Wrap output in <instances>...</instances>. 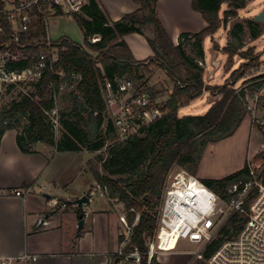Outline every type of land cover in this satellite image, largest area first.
<instances>
[{
    "label": "trees",
    "instance_id": "obj_1",
    "mask_svg": "<svg viewBox=\"0 0 264 264\" xmlns=\"http://www.w3.org/2000/svg\"><path fill=\"white\" fill-rule=\"evenodd\" d=\"M135 1L139 8L117 21L108 18L97 0H89L81 14L73 15L83 32L84 44L76 43L68 36L55 40L59 47V60L54 69L33 84V90L0 107V142L9 129L17 130V143L24 153L35 152L38 142L59 152H79L99 151L107 141H113L107 147L106 157L99 155L102 169L93 170V175L109 198L124 203L131 234L123 252L138 251L140 264H148V241L157 228L158 208L168 172L177 165L196 175L204 146L201 137L205 136L208 141L224 139L243 120L247 92H237L235 84L247 70H259V59L264 55V49L258 53L253 47L244 51L246 28L255 40L263 35L264 25L251 18L246 23L233 25L229 31L230 39L222 51L228 54L230 61L240 55L245 63L232 72L231 81L213 87L215 100L204 114L180 115V108L201 96L204 87H207L204 67L187 53L186 46H195L199 56L204 58L205 37L226 26L231 17L246 7L248 0H192L193 8L203 15L208 25L197 33H182L178 43L174 42L159 18V0ZM224 5L227 7L221 15ZM150 27L154 37L147 38L154 53L147 59L138 60L124 36L135 32L145 34ZM43 35L44 28L38 26L37 35L31 40H38ZM93 36L100 39L92 42ZM192 40L194 43H191ZM214 49H220L217 42ZM152 64L159 65L173 83L168 88V98L160 106L163 114L143 125L138 133L124 141H117L113 121L106 120L102 88L109 82L116 89L118 78L126 75L139 86L137 81L144 78L145 71H152ZM62 69L66 79L75 82V85L63 93L62 107L52 115L56 107L55 95L60 92L62 81L58 72ZM74 76L78 80L74 81ZM262 84H251L248 91L253 92ZM15 86L12 84L9 89ZM148 89L155 98L158 91L153 87ZM263 162L264 148L254 157L257 168ZM249 178L246 163L225 177L203 181L224 195L229 185ZM81 213L83 211L79 210L78 214ZM123 241L125 235L120 236V242ZM214 247L212 245L205 252L206 257ZM119 256L124 259V255ZM151 264H154V258Z\"/></svg>",
    "mask_w": 264,
    "mask_h": 264
},
{
    "label": "built area",
    "instance_id": "obj_2",
    "mask_svg": "<svg viewBox=\"0 0 264 264\" xmlns=\"http://www.w3.org/2000/svg\"><path fill=\"white\" fill-rule=\"evenodd\" d=\"M88 1L0 0V93L12 84L33 85L54 69L59 47L50 34L51 18L58 10L60 15L73 18L74 14L83 12ZM38 26L44 28L45 35L32 41ZM99 39L93 36L91 41ZM58 74L61 88L66 83V74L63 69ZM247 81L237 92H247L245 108L254 127L264 134V115L259 112L264 103V64ZM258 82L263 84L249 92L248 86ZM102 92L105 111L110 113L119 141L138 133L143 125L163 114L148 87L137 86L127 75L118 78L116 89L107 82ZM57 113L56 105L52 114ZM247 164L250 178L229 185L224 195L186 169L173 166L166 176L157 228L148 241V260L151 262L160 252L177 249L185 239L198 246L190 252L194 259L208 264H264V162L258 168L254 159H249ZM13 193L23 195L21 189ZM122 220L131 231L127 220ZM212 245L215 247L206 257L205 252ZM124 246L119 252L124 259L138 253H125ZM38 259V255L31 253L2 256L0 264H36ZM137 259L140 261V256Z\"/></svg>",
    "mask_w": 264,
    "mask_h": 264
},
{
    "label": "crops",
    "instance_id": "obj_3",
    "mask_svg": "<svg viewBox=\"0 0 264 264\" xmlns=\"http://www.w3.org/2000/svg\"><path fill=\"white\" fill-rule=\"evenodd\" d=\"M97 1L111 21L120 20L125 14L139 8L135 0ZM157 9L160 20L175 43L179 42L182 33H197L208 25L203 15L193 8L192 0H159ZM224 10L221 11V15ZM54 17L65 16L57 14L52 16ZM222 27L226 32L231 29L230 24ZM145 32L124 36V40L138 60L147 59L154 53L147 38L154 37V31L150 27ZM216 34L212 35L214 42L209 48L212 54L211 63L213 65V53H216V60H220V67H223L219 54L222 53L224 56L225 53L215 50L213 45L217 42L220 49H223L228 43L229 34L226 35L224 43L215 39ZM208 37L209 35L203 42L206 64ZM210 71L206 68L204 73L206 83H209ZM215 76L216 71L211 79ZM250 121L251 116L249 123ZM250 131L256 139L261 136L258 129L253 126L250 127ZM262 140L264 142V137L259 141L257 153L261 150ZM75 153L77 152H59L42 142L35 144V152L24 153L17 143V130L9 129L4 133L0 142V257L31 253L39 256L36 264H131L125 259L117 262L122 245H126L129 240L127 231L124 232L125 222L122 220L126 219L124 203L109 198L106 191L98 185L94 175L88 172L86 173L89 175L91 185L89 190H84L80 194L62 192L65 181L60 178L61 169L74 164L76 169L80 167V172L85 171L84 161H80L79 164L77 159L69 157ZM247 159L241 164V168ZM15 189H21L23 195H15L13 193ZM100 190L103 202L88 208L87 204ZM53 191L56 194H53ZM83 195L89 196V202L83 206L73 203ZM69 205L74 209H71L70 219L66 221L63 212ZM79 210L83 211L80 215ZM82 214L85 226L79 231L78 222ZM121 235H125L124 242H120ZM183 240L177 249L156 255L154 264H206L204 260L194 259L190 253L193 250L184 248L187 243L182 245Z\"/></svg>",
    "mask_w": 264,
    "mask_h": 264
},
{
    "label": "rangeland",
    "instance_id": "obj_4",
    "mask_svg": "<svg viewBox=\"0 0 264 264\" xmlns=\"http://www.w3.org/2000/svg\"><path fill=\"white\" fill-rule=\"evenodd\" d=\"M226 7L227 6L224 5L223 9H226ZM262 11H264V0H248L246 7L239 10L238 15L233 16L229 19L228 26L230 24L232 28L233 25H235L238 22L246 23L247 19H250V18L254 19L255 16ZM50 34L53 40H58L61 36H68L74 42L79 43V44H84L83 32L79 24L77 23V21L74 20L73 18H67V17L66 18L65 17L52 18L50 21ZM227 34H229V32H226L224 27H222L220 28L218 33L215 35V39L219 41L220 43H224ZM229 39H230V36H229ZM213 42L214 41L212 39V35H209V37L206 39V51L208 52L207 53V64L204 61V58L199 56L198 51L196 50L195 46L193 45L186 46L187 53L193 56L197 60V62H199V64L204 67L205 71H206V68L209 71L214 69L211 63L212 54H211V51H209V48L212 47ZM191 43H194V41L192 40ZM251 47L255 49V53H258L259 51H262L264 49V33L262 36L254 40L250 37L249 31L246 28L244 51H246L247 49ZM213 48H214V45H213ZM219 50L222 51V49H219ZM219 59H222L223 67H220L219 69L216 70L215 78L208 80L210 84L205 82V86L207 87H204L203 93L201 96L197 97L196 99L190 100L183 107H181L180 115H202L204 114L210 108L211 104L215 100L214 97L216 96V94L212 92L213 87L216 85L223 84L229 80L231 81L232 72L235 69H237L239 66H241L243 63H245V59H243L240 55H236L233 58V60L230 61L227 53H225L224 56L222 55V53H220ZM259 62H260V65L264 64V55L259 59ZM150 68L152 69V71H145L144 78L137 81V84L141 87V84L144 83L142 86H145L148 88L153 87L154 90L158 91L157 96L154 98V101H155V104L161 106L162 104H164L165 100L168 98L169 96L168 88L171 87L173 83L169 80L165 71L159 65L152 64ZM255 73H257V68H251L247 70L246 73L244 74V77L239 79L238 82L235 84V89L239 90L240 87H242L246 83H249L248 81H251V80L247 81L248 77L255 75ZM73 80L74 81L78 80V77L74 76ZM65 82H66L64 83L65 85H63L60 88V92L58 93V96L56 98V105L58 109H61L62 107L61 99H62L63 93L68 90L73 89L75 85V82H71L68 80H66ZM31 90H33V85L29 83H20L11 89L7 87L5 90H3L2 93H0V107L4 105H8L9 103H11V101H13L14 99H17L22 93H27ZM210 96L213 99L212 101L210 100ZM218 97H220V95ZM260 110H261L259 111L260 115L263 116L264 115V103L260 107ZM249 116L250 115L248 114L246 110V113L243 117L241 124L238 125L234 129L233 133L230 136H227L224 139L208 141L205 136L201 137V141L204 146L202 150L199 167L196 173V176L199 179L203 181L204 179H209V178L225 177L237 171L238 168H241V164H243V162L247 159V157H249L250 159H254V155L257 153L256 148L260 145L259 141L263 139L264 134L258 128V131L260 132L261 136L259 135V137L257 138L258 140L255 138L254 134H252L250 131V127L252 128V126L254 127V125L252 123V119L249 123ZM108 119H110V113L106 111V120ZM105 126L106 124H104V126L102 127L103 131L105 130ZM116 140L119 141L118 138ZM112 142L113 141L111 140L107 141L106 146L102 150H99V151L83 150L75 154H72V156H69L72 158L74 157V159H77V162L79 164H80V161H84L85 171L80 172L81 170L80 167L76 169L74 164L71 166H67L65 168L62 167L63 169H61L60 178H62L63 182L65 181V183L62 182L65 186V187H62V189H64L62 191L64 194L65 193L66 194H75V193L80 194L84 190H89L91 188L90 182L88 180L89 175L86 172L93 175V170L102 169L101 161L99 160V155L106 157L107 147ZM260 148L261 149L264 148V142L261 143ZM248 161L249 159H247L246 163H248ZM100 192L101 190L98 191L96 195L93 196L92 201L87 204L88 208L95 207L98 204H100V202H103V198L100 195ZM53 194H56L55 191H53ZM41 197L44 199L43 196ZM71 209H74V208L71 205H69L68 208L64 210L65 212H63L66 215V221L67 219H70ZM137 220H138V217L136 218L135 223L137 222ZM126 231L130 237L131 231H129L128 227H126V229L124 230V232ZM183 242L184 243L182 245H186L187 243L186 247L184 248L188 250H196L198 248V246L188 244V242L185 239L183 240ZM138 256H139L138 253H135L133 256H131V258L127 260L125 259V261L130 262L131 264H135V263L140 264V261L137 259ZM151 262L148 260V264H151ZM206 264L208 263L206 262Z\"/></svg>",
    "mask_w": 264,
    "mask_h": 264
},
{
    "label": "water",
    "instance_id": "obj_5",
    "mask_svg": "<svg viewBox=\"0 0 264 264\" xmlns=\"http://www.w3.org/2000/svg\"><path fill=\"white\" fill-rule=\"evenodd\" d=\"M256 21L261 22L264 24V11L258 13L255 18ZM217 58V54L213 53V65H214V69L211 70L209 72L208 78L211 79L214 75V72L220 67L221 65V61L220 60H216ZM210 100L212 101V97L210 96ZM89 202V196L88 195H83L82 197L76 199L73 201L74 204L78 205V206H83L84 203ZM85 226V218H84V214H82L80 216V220L78 222V229L79 231L82 230ZM121 260V258H117V262H119Z\"/></svg>",
    "mask_w": 264,
    "mask_h": 264
}]
</instances>
